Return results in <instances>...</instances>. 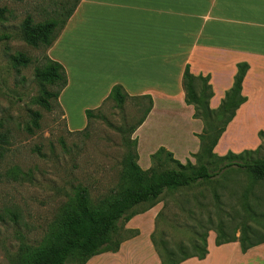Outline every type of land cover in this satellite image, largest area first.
Wrapping results in <instances>:
<instances>
[{
    "label": "crops",
    "instance_id": "crops-1",
    "mask_svg": "<svg viewBox=\"0 0 264 264\" xmlns=\"http://www.w3.org/2000/svg\"><path fill=\"white\" fill-rule=\"evenodd\" d=\"M46 55L65 70L59 104L74 90L94 99L89 108H97L116 84L130 97H150L151 108L132 133L137 164L141 132L156 110L168 113L174 105L187 110L192 123H200L199 130L185 133L192 143L189 153L197 151L195 135L202 124L192 119V107L183 102L184 65L193 76L207 77L212 93L208 107L216 109L231 87L236 64L245 63L240 90L245 101L235 110L213 152L236 154L260 144L256 134L264 131V0H79ZM103 56L111 66L105 70L97 65ZM84 81L90 83L86 89ZM174 135L169 133L170 138ZM156 147L147 152L148 163L138 165L142 170L150 166L149 155L159 147L180 163L188 160L184 158L188 152L177 157L165 142H157ZM132 227L131 220L127 221L125 228ZM214 237H206L207 253L202 260L189 258L180 264H264V243L242 253L237 242L215 246ZM85 264H159V260L148 233H136L123 239L115 252L99 253Z\"/></svg>",
    "mask_w": 264,
    "mask_h": 264
},
{
    "label": "trees",
    "instance_id": "trees-1",
    "mask_svg": "<svg viewBox=\"0 0 264 264\" xmlns=\"http://www.w3.org/2000/svg\"><path fill=\"white\" fill-rule=\"evenodd\" d=\"M78 1L74 0L60 21L52 19L34 24L26 16L19 27L22 41L32 48L49 49ZM12 62L14 66L24 67L29 59L18 53L12 57ZM235 68L231 87L224 93L218 107L210 109L208 100L212 93L207 77L193 76L188 66L184 65L180 80L183 102L192 107V119L202 124L200 133L195 135L197 151L191 154L194 163L189 160L180 163L170 152L159 147L149 155L150 166L146 170L137 164L136 140L131 138V134L149 112L151 99L149 96L130 97L120 85L111 86L103 102L110 101L122 107L126 100H133L140 111V117L133 125L119 129L124 152L115 186L96 201L90 198L84 187L74 188L58 208L44 237L35 247L24 249L20 264H85L99 253L115 252L123 240L115 239L117 223L125 224L133 216L148 211L158 203H161V208L153 218L149 241L159 264H180L189 258L202 260L207 253L206 237L210 230L215 233V246L237 242L242 253L264 243V210H256L248 201L250 196L253 203L264 205V196L254 194V188H264V154L257 155L263 145L264 131L257 132L260 144L254 150L236 154L228 151L222 156L213 152L235 110L245 101L240 90L247 65L239 63ZM33 77L39 86V95L33 102L47 111L51 109V102L59 107L58 95L66 85L62 66L44 53L42 63L33 70ZM93 110L96 108L83 110L86 125L82 131ZM39 117L37 112L31 113L29 125L25 127L27 133L38 128ZM237 173L243 175L245 183L237 205L230 206L227 213L220 196L221 192H226L231 184H235ZM206 187L217 213L215 227L210 214L212 204L201 202L205 200L201 190ZM236 219L243 221L227 233L228 225H233ZM245 220L262 222L257 228V224L253 227L245 224ZM235 229L238 230L237 237L233 234Z\"/></svg>",
    "mask_w": 264,
    "mask_h": 264
},
{
    "label": "rangeland",
    "instance_id": "rangeland-1",
    "mask_svg": "<svg viewBox=\"0 0 264 264\" xmlns=\"http://www.w3.org/2000/svg\"><path fill=\"white\" fill-rule=\"evenodd\" d=\"M73 2L0 0V264H20L24 249L35 247L44 237L58 208L74 188L84 187L90 198L96 201L115 186L124 152L119 129L133 125L140 117L139 106L133 100H126L122 107L102 101L92 111V117L82 131L86 125L83 110H90L94 100L85 97L82 91L73 90L66 98L64 95L61 106L58 103L59 107L51 102L48 111L33 102L39 95L33 70L40 66L48 49L43 51L26 45L20 37V24L26 16L34 24L52 19L60 21ZM62 51L66 59L67 52L65 49ZM18 53L29 59L26 66L13 65L12 57ZM101 61L97 63L101 70L111 67L105 56ZM89 84L84 81L82 87L86 89ZM177 106L174 105L168 113L156 110L141 132L142 141L138 148L140 167L148 163L147 152L160 141L169 144L177 157L188 152V157L184 158L194 163L189 153L192 143L185 133L190 129L199 130L200 123H192L188 111ZM32 112L40 116L38 128L27 133L25 127L29 125ZM81 122L84 123L76 129L75 126ZM169 133L176 135L170 138ZM263 154L264 141L257 155ZM235 179V184H231L229 190L221 192L220 196L227 213L230 206L237 205L245 183L241 174L237 173ZM201 191L205 196L201 202L211 203L209 188ZM254 192L264 196L262 187L254 188ZM248 201L256 210H264L261 202L253 203L250 196ZM211 204L210 214L215 227L217 213ZM168 207L171 208L170 203ZM160 208L161 203H158L148 211L133 216L130 219L132 228L126 229V223L118 222L115 239H125L136 233L149 235L153 229V218ZM201 216L204 217V213ZM239 221L243 220L236 219L233 225H228L226 232L231 233L233 227H238ZM245 221L253 227L257 224V228L262 222ZM209 234L215 235L212 230L207 232V236ZM233 234L237 237L238 230H233Z\"/></svg>",
    "mask_w": 264,
    "mask_h": 264
}]
</instances>
